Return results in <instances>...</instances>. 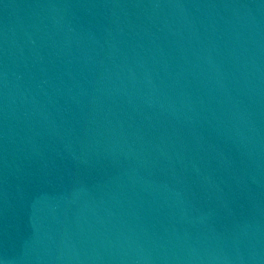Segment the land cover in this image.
I'll list each match as a JSON object with an SVG mask.
<instances>
[{"label": "water", "instance_id": "water-1", "mask_svg": "<svg viewBox=\"0 0 264 264\" xmlns=\"http://www.w3.org/2000/svg\"><path fill=\"white\" fill-rule=\"evenodd\" d=\"M0 264H264V0H0Z\"/></svg>", "mask_w": 264, "mask_h": 264}]
</instances>
